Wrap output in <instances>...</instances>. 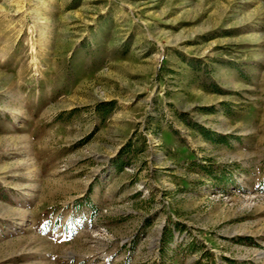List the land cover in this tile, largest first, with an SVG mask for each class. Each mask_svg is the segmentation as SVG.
<instances>
[{
	"label": "rangeland",
	"instance_id": "rangeland-1",
	"mask_svg": "<svg viewBox=\"0 0 264 264\" xmlns=\"http://www.w3.org/2000/svg\"><path fill=\"white\" fill-rule=\"evenodd\" d=\"M0 264H264V0H0Z\"/></svg>",
	"mask_w": 264,
	"mask_h": 264
},
{
	"label": "trees",
	"instance_id": "trees-1",
	"mask_svg": "<svg viewBox=\"0 0 264 264\" xmlns=\"http://www.w3.org/2000/svg\"><path fill=\"white\" fill-rule=\"evenodd\" d=\"M204 132H206V130H203ZM205 135H207L208 136V134L207 133H205ZM121 162V161H120ZM120 162H118V163H120Z\"/></svg>",
	"mask_w": 264,
	"mask_h": 264
}]
</instances>
